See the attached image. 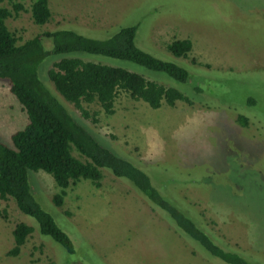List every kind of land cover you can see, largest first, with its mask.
I'll use <instances>...</instances> for the list:
<instances>
[{
  "label": "rangeland",
  "instance_id": "374dc122",
  "mask_svg": "<svg viewBox=\"0 0 264 264\" xmlns=\"http://www.w3.org/2000/svg\"><path fill=\"white\" fill-rule=\"evenodd\" d=\"M33 1L0 0V7L10 11L11 3L22 6L5 21L18 44L56 29L102 40L136 25L139 49L187 71V82L178 83L132 63L77 56L135 72L190 101L150 109L121 93L111 115L83 104L96 113L95 122L83 119L47 79L46 71L61 56L47 57L38 77L77 124L145 172L196 225L248 261L264 264V0H48L50 18L42 26L30 20ZM174 40L190 42L184 58L166 50ZM42 42L48 50V41ZM238 115L246 118L245 126ZM25 123L20 105L0 82V142L10 146V135ZM100 172L99 188L80 180L65 190L60 207L51 200L58 189L50 176L27 172L37 203L74 252L66 254L40 235L36 222L7 198L0 200V264H224L181 234L127 181ZM18 223L32 232L10 255Z\"/></svg>",
  "mask_w": 264,
  "mask_h": 264
},
{
  "label": "trees",
  "instance_id": "16d2710c",
  "mask_svg": "<svg viewBox=\"0 0 264 264\" xmlns=\"http://www.w3.org/2000/svg\"><path fill=\"white\" fill-rule=\"evenodd\" d=\"M10 5L11 11L0 7V82L7 85L9 93L20 105L26 123L10 135V146L0 142V200H12L21 214L36 222L40 235L53 240L66 254H72L71 241L32 194L27 172L41 171L50 176L58 189L51 200L60 207L65 190L80 180H88L99 188L100 170L105 169L113 177L127 181L151 207L162 211L174 228L210 257L224 264H254L230 249L212 231L196 225L194 219L158 192L145 172L100 145L70 117L59 99L38 77V68L47 57L61 56L46 71L47 79L57 95L77 109L83 119L95 122L96 113H88L83 104H95L105 115H111L114 99L121 93L145 103L150 109H157L162 104L172 107L176 101L190 104V101L176 89L147 81L135 72L84 61L77 56L132 63L149 72L164 74L178 83L187 82V71L139 49L134 44L136 25L120 28L102 40L85 37L74 30L56 29L18 44L5 21L17 15L22 6L18 3ZM29 14L35 26L46 24L50 18L48 0H34ZM43 38L49 43L48 50L43 45ZM190 48L188 40H174L166 46L174 58H184ZM236 120L240 125H246L244 116L238 115ZM31 232L32 228L22 223L14 226L10 255L17 254Z\"/></svg>",
  "mask_w": 264,
  "mask_h": 264
}]
</instances>
